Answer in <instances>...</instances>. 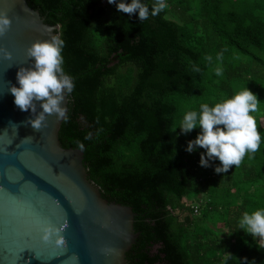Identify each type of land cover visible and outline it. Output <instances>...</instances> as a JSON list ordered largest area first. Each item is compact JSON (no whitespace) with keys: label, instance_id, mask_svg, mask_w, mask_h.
<instances>
[{"label":"trees","instance_id":"1","mask_svg":"<svg viewBox=\"0 0 264 264\" xmlns=\"http://www.w3.org/2000/svg\"><path fill=\"white\" fill-rule=\"evenodd\" d=\"M165 2L140 22L107 0H27L59 25L63 68L75 84L60 144L82 149L101 196L136 214L127 264H264V246L237 229L244 212L264 208V0ZM244 87L258 101L250 115L260 148L216 174L219 161L201 167L203 149L184 150L199 128L179 134L177 126L186 111ZM211 212L216 228H195L194 216Z\"/></svg>","mask_w":264,"mask_h":264},{"label":"water","instance_id":"2","mask_svg":"<svg viewBox=\"0 0 264 264\" xmlns=\"http://www.w3.org/2000/svg\"><path fill=\"white\" fill-rule=\"evenodd\" d=\"M0 12L11 20L0 36V49L11 53L10 60L0 53V264H70L73 254L76 264H127L138 236L132 208L104 199L87 179L83 150L61 146L63 120L46 115L45 126L33 130L24 123L30 113L15 107L7 91L9 83L16 85L17 69L30 63L25 49L59 35V25L45 23L27 0H0ZM67 104L68 96L66 114ZM65 221L64 249L40 239L45 224Z\"/></svg>","mask_w":264,"mask_h":264},{"label":"clouds","instance_id":"3","mask_svg":"<svg viewBox=\"0 0 264 264\" xmlns=\"http://www.w3.org/2000/svg\"><path fill=\"white\" fill-rule=\"evenodd\" d=\"M114 4L118 12L131 16L136 14L140 22L150 16L159 15L166 7L165 0H153L151 4L145 0H107ZM11 24L6 13L0 12V36H3ZM63 39L56 34L46 40H35L26 49L25 55L30 60L28 67L20 66L15 73L16 85L9 83L7 91L13 97V104L20 111H28L30 118L24 123L33 130L45 126L46 115H55L57 120H67L66 109L62 106L65 98L75 87L73 77L63 68ZM5 60L11 59V53L0 49ZM222 58V52L216 54V60ZM204 59L212 62L211 55ZM200 68L192 65L191 71L199 73ZM222 68L217 67L215 74L220 76ZM18 85V86H17ZM257 98L246 87L230 98L214 105L201 103L198 110L186 111L179 121V134H187L199 128L194 139L186 142L185 151L192 153L203 149L199 155V165L209 167L213 160L219 164L213 167L216 174L227 173L230 167H239L246 154L255 153L261 144V135L257 131V122L250 113L257 110ZM39 108V111L37 110ZM15 131L17 125L10 122ZM175 127L172 131H175ZM30 141L31 137L23 139ZM82 147V146H81ZM67 228V221L59 227L45 224L40 239L60 249L66 247L61 234ZM237 229L252 238L264 242V208L252 212H244L237 221ZM108 251H111L110 249ZM79 257L75 254L68 258L70 264H76Z\"/></svg>","mask_w":264,"mask_h":264},{"label":"rangeland","instance_id":"4","mask_svg":"<svg viewBox=\"0 0 264 264\" xmlns=\"http://www.w3.org/2000/svg\"><path fill=\"white\" fill-rule=\"evenodd\" d=\"M203 198L206 197L205 194L200 195L199 198ZM185 201V199H183V202ZM199 218V217H198ZM218 214L216 212H211L210 214H206L205 216H201L199 219L196 218V216H194V224H195V228H200L201 231H213L216 226L218 224ZM226 231V228H223ZM257 243H259L260 245L264 246V242L258 240L259 238H255ZM236 242V240H235Z\"/></svg>","mask_w":264,"mask_h":264}]
</instances>
